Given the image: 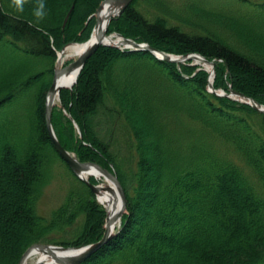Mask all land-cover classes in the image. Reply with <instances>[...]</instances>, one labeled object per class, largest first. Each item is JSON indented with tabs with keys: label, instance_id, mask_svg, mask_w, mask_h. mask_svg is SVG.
<instances>
[{
	"label": "trees",
	"instance_id": "1",
	"mask_svg": "<svg viewBox=\"0 0 264 264\" xmlns=\"http://www.w3.org/2000/svg\"><path fill=\"white\" fill-rule=\"evenodd\" d=\"M85 1L0 0V264L35 243L103 233L105 209L58 155L45 119L56 52L89 36L102 0ZM112 31L199 53L214 61L215 89L230 84L264 104V0H133ZM189 62L101 45L60 90V143L114 171L126 196L114 236L79 264H264V112L210 92L208 72ZM56 177L66 193L43 215Z\"/></svg>",
	"mask_w": 264,
	"mask_h": 264
},
{
	"label": "water",
	"instance_id": "2",
	"mask_svg": "<svg viewBox=\"0 0 264 264\" xmlns=\"http://www.w3.org/2000/svg\"><path fill=\"white\" fill-rule=\"evenodd\" d=\"M133 0H102L98 7L95 10V25L93 27V31L89 36L87 41L84 42H70L63 46L61 50L57 52L56 64L54 66V74L51 81V85L48 89L46 102H45V119H46V127L48 131V135L51 139L54 149L59 154V156L65 161V163L69 166V168L76 174V176L82 180L84 183L88 185V187L96 194L98 201L101 203L98 193L104 195V192L114 191L116 188L118 197H119V209L114 210L116 207L115 201L111 198L106 199V217L104 224V232L102 237L92 243L80 246H64L57 244H47V243H35L28 247L25 252L20 257L17 264H25L29 254L33 251L35 254H41L43 257L37 259V263L42 264H79L82 261L86 260L93 253H95L99 248H101L104 244H106L115 234V228L120 224L121 217L123 213L126 211V196L123 190V187L118 180L117 176L110 172L109 170L103 168L97 163L91 161H80L77 156L65 149L60 143L56 133L53 129L50 113L52 106L55 104L54 99L59 93L61 88H71L77 81V77L86 62V59L94 53L98 47L101 45H112L118 48H129L132 50H144L152 53L157 59L170 61L175 63H183L186 60H194L195 63H201L203 66L207 67L209 72L208 78V89L209 91L215 93L218 96H226L231 97L250 104L254 109L258 111L264 112V105L255 101L252 97L245 95L244 93L236 90H230L229 93L224 92L223 90H216L213 88L212 81L214 78V61L208 60L206 57L202 56L199 53H186V54H173L167 53L165 51L159 50L148 43L145 42H137L131 38L124 37L122 34L118 32L107 33L108 25L112 17L120 14L123 9L132 2ZM105 4H109L112 6V9L104 20L100 17V11ZM72 9V8H71ZM70 9V11H71ZM70 11L65 17L64 22L66 21ZM83 45V52L78 54L76 58L66 63L63 66L61 65V56L66 50L67 47L71 45ZM64 74H69V78L65 80L66 84L63 81H59L61 76ZM73 76V78H71ZM89 168H95L98 172L104 175L105 178L111 182L106 185L93 184L88 178L84 177V172ZM102 204V203H101ZM111 204V212L107 205ZM49 259V260H45ZM44 260V261H42Z\"/></svg>",
	"mask_w": 264,
	"mask_h": 264
},
{
	"label": "rangeland",
	"instance_id": "3",
	"mask_svg": "<svg viewBox=\"0 0 264 264\" xmlns=\"http://www.w3.org/2000/svg\"><path fill=\"white\" fill-rule=\"evenodd\" d=\"M187 0H164V2H166L169 6H171V7H176V8H179L184 2H186ZM84 3H88L87 1H85L84 0ZM78 11H82V8H79L78 9ZM95 13V12H94ZM94 13L92 14V17L94 18V23H93V25L91 26V30H90V34H89V36L91 35V33H92V31H93V27H94V25H95V16H94ZM118 15H120V14H118ZM118 15H116V16H118ZM108 32V31H107ZM112 32H116V31H112ZM108 33H111V32H108ZM89 36L85 39V40H83V41H87L88 40V38H89ZM83 41H80V42H83ZM74 42H76V41H74ZM174 54V53H173ZM78 56V54L76 55V54H70L68 57H66L65 59H63V65L65 64V63H67V62H69L70 60H72V59H74V58H76ZM187 61H190L189 62V64L190 65H198V66H200V68H203V69H205L207 72H208V69H207V67H205V66H203V65H199V64H197V63H195V61L194 60H187ZM213 68H214V78H215V73H216V71H215V64H214V66H213ZM54 70V69H53ZM53 74H54V71H53ZM52 78H53V76H52ZM208 78H209V72H208ZM214 78H213V81H212V85H213V82H214ZM52 81V80H51ZM208 86V85H207ZM214 88V87H213ZM71 89V88H70ZM215 89V88H214ZM209 90V89H208ZM216 90H223L224 92H226V93H229L230 92V90H234L233 88H232V86L229 84V86H228V90H224L223 88H217ZM223 97H226V96H223ZM233 96H231V97H227V98H229V99H232V100H236V99H234V98H232ZM237 101H239V100H237ZM58 102H60V98H59V94L56 96V103L52 106V108L54 107V106H58L57 104H58ZM261 104V103H260ZM262 105H264V104H262ZM51 112H52V109H51ZM50 120H51V113H50ZM51 123H52V120H51ZM52 126H53V124H52ZM76 128V127H75ZM53 129H54V127H53ZM76 130V132L78 133V128H76L75 129ZM55 131V130H54ZM57 136V135H56ZM69 151V150H68ZM71 152V151H70ZM92 162V161H91ZM59 170H61V169H59ZM114 172V171H113ZM115 173V172H114ZM93 177V176H92ZM93 178H96V177H93ZM96 181H95V183L97 182V179H95ZM66 189H67V185H66V183H65V181L62 179V178H60V177H56V178H54L51 182H50V184L44 189V192H43V195L41 196V198H40V200H39V202H38V209H39V212L41 213V214H43V215H47L52 209H54L56 206H58L59 205V203L62 201V199L64 198V195H65V193H66ZM98 194H100V193H98ZM95 198H96V200H97V196H96V194H95ZM98 201V200H97ZM99 202V201H98ZM103 206V205H102ZM103 208L105 209V207L103 206ZM105 217H106V211H105ZM121 219H122V217H121ZM104 223H105V219H104ZM103 228H104V225H103ZM103 232H104V229H103ZM102 235H103V233H102ZM38 255H34L33 257H31V258H29L28 259V261H27V263L26 264H38L37 263V259H38ZM39 264H42V263H39Z\"/></svg>",
	"mask_w": 264,
	"mask_h": 264
},
{
	"label": "bare ground",
	"instance_id": "4",
	"mask_svg": "<svg viewBox=\"0 0 264 264\" xmlns=\"http://www.w3.org/2000/svg\"><path fill=\"white\" fill-rule=\"evenodd\" d=\"M112 9V6L111 5H109V4H105L103 7H102V9H101V11H100V17L104 20V18L106 17V15L108 14V12H110V10ZM83 49H84V46L83 45H75V44H73V45H71L70 47H67L66 48V50L64 51V53H63V55H62V61H63V59H65L66 57H68L70 54L72 55V54H80V53H82L83 52ZM69 76V74H64L63 76H61V78L59 79V81H63V83L64 84H66V82H65V80L67 79V78H69L68 77ZM71 78H73V76L71 77ZM51 85V84H50ZM50 87V86H49ZM64 88V87H63ZM63 88H61V89H63ZM60 89V90H61ZM60 90H59V93H60ZM58 93V94H59ZM54 102L56 103V98L54 99ZM59 155V154H58ZM63 160V159H62ZM64 161V160H63ZM65 162V161H64ZM95 163V162H94ZM98 164V163H97ZM100 165V164H99ZM68 166V165H67ZM101 166V165H100ZM69 167V166H68ZM104 168V167H103ZM70 169V168H69ZM105 169H107V168H105ZM71 170V169H70ZM108 170V169H107ZM72 171V170H71ZM110 172H112V173H114L112 170H109ZM73 172V171H72ZM74 173V172H73ZM75 174V173H74ZM115 174V173H114ZM76 175V174H75ZM84 177H86V178H88V180H89V178L90 177H92V176H94V177H96V179H97V182L96 183H93V182H91L90 180V182L91 183H93V184H100V185H106L108 182H109V180L107 179V178H105L104 177V175H102L100 172H98L95 168H89V169H87V171H85L84 172ZM116 175V174H115ZM117 176V175H116ZM118 178V177H117ZM119 180V179H118ZM82 181V180H81ZM86 184V183H85ZM109 184H111V182H109ZM88 186V185H87ZM92 191V190H91ZM93 192V191H92ZM95 195V194H94ZM98 197H99V199H100V201H101V203L103 204V205H105L106 204V199H112L113 201H115V204H116V207L114 208V210L116 211V210H118L120 207H119V205H120V202H119V197H118V193H117V190H116V188H114V191H112V193H110V192H104V195L102 194H98ZM106 206V205H105ZM107 208H109V210H110V212H111V204L110 205H107ZM105 224V223H104ZM117 227L118 226H116V228H115V230L117 229ZM102 237V236H101ZM100 237V238H101ZM99 238V239H100ZM98 239V240H99ZM97 241V240H96ZM95 242V241H94ZM92 243V242H91ZM87 244H89V243H87ZM83 245H86V244H83ZM75 246H80V245H75ZM34 255H38L39 257L38 258H42L43 256L41 255V254H35V253H33V251L29 254V256H28V259L29 258H31V257H33ZM28 259H27V261H28ZM45 260H49V259H45ZM27 261H26V263H27ZM42 261H44V260H42ZM25 263V264H26Z\"/></svg>",
	"mask_w": 264,
	"mask_h": 264
}]
</instances>
